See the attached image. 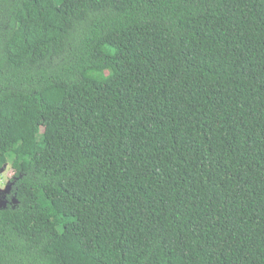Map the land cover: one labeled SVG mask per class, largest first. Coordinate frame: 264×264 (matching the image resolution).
Here are the masks:
<instances>
[{
    "label": "trees",
    "instance_id": "obj_1",
    "mask_svg": "<svg viewBox=\"0 0 264 264\" xmlns=\"http://www.w3.org/2000/svg\"><path fill=\"white\" fill-rule=\"evenodd\" d=\"M0 264H264V0H0Z\"/></svg>",
    "mask_w": 264,
    "mask_h": 264
},
{
    "label": "rangeland",
    "instance_id": "obj_2",
    "mask_svg": "<svg viewBox=\"0 0 264 264\" xmlns=\"http://www.w3.org/2000/svg\"><path fill=\"white\" fill-rule=\"evenodd\" d=\"M0 210L7 207L9 204H13L15 200L14 186L15 178L14 171L10 165H6L0 171Z\"/></svg>",
    "mask_w": 264,
    "mask_h": 264
},
{
    "label": "clouds",
    "instance_id": "obj_3",
    "mask_svg": "<svg viewBox=\"0 0 264 264\" xmlns=\"http://www.w3.org/2000/svg\"><path fill=\"white\" fill-rule=\"evenodd\" d=\"M3 185L2 184H0V187H2Z\"/></svg>",
    "mask_w": 264,
    "mask_h": 264
}]
</instances>
